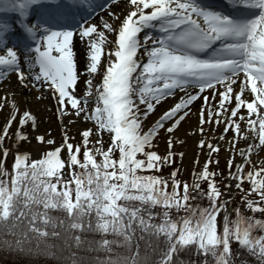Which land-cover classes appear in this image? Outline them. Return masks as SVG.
<instances>
[{"label":"snow or ice","instance_id":"snow-or-ice-1","mask_svg":"<svg viewBox=\"0 0 264 264\" xmlns=\"http://www.w3.org/2000/svg\"><path fill=\"white\" fill-rule=\"evenodd\" d=\"M97 12L105 13L100 27L91 22ZM74 35L85 47L79 71ZM0 49V81L15 74L23 89H36L35 99L50 95L64 129L57 144L54 137L38 131V117L22 94L6 90L0 96L4 158L10 151L5 138L12 135L9 130L15 122L14 183L22 181L29 168L33 176L63 177L68 172L75 177L64 181L69 204L73 183L79 195L87 196L90 192L83 185L98 182L101 175L109 199H114V193L120 195L118 189L129 182L136 187L167 185L164 176L133 173L173 163L171 146L177 142L173 130L200 99L199 123L192 131L200 134L198 145L208 151L202 168L194 170L193 181L197 192L201 181L207 182L203 194L211 210H205V227H215L219 237L218 217L223 212L222 230L228 236L232 181L244 192L241 199L248 209L264 213V160L259 162L261 167L252 165V153L264 149V0H0ZM95 78H100L98 83ZM168 97L173 98L170 107ZM158 105L159 113L145 130L142 121ZM65 116L71 117L67 123ZM81 119L94 122L100 139L90 140L93 128L87 127L80 132L81 143L71 142L69 125ZM205 125L214 133L222 126L215 139L223 140L230 153L223 190L216 180L222 173L209 168L212 153H219L221 145L206 135ZM162 130L168 134L165 156L154 150V139ZM104 133L110 137L107 147ZM33 140L50 145L35 159L18 147ZM240 143L244 146L238 148ZM117 151L118 157L113 155ZM236 155L241 159L233 168ZM245 165L252 166L245 170ZM77 168L93 171L77 175ZM176 173L174 168L169 177L179 192L182 181ZM117 176L125 183L109 185V178ZM245 180L250 182L246 190ZM187 185L183 182V187ZM252 193L259 201L250 198ZM3 203L0 190V206ZM235 211L239 213V207ZM253 223L259 228L264 217L238 218L237 235L264 245V234L256 233Z\"/></svg>","mask_w":264,"mask_h":264},{"label":"trees","instance_id":"trees-1","mask_svg":"<svg viewBox=\"0 0 264 264\" xmlns=\"http://www.w3.org/2000/svg\"><path fill=\"white\" fill-rule=\"evenodd\" d=\"M2 162L0 264H264V245L237 235L238 218H261L256 212L242 209L240 203L231 205L228 238H218V242L206 239L207 233L216 230L203 223L205 210H211L203 194L206 181L201 182L199 192L189 177H177L182 181L179 192L170 175L164 176L167 185L136 187L129 182L118 189L120 195L114 193V199H109L101 175L98 182L83 185L90 195H79L76 185H71L77 196L71 206L65 191L58 188L65 180L33 176L29 168L27 176L14 183V160L7 156ZM76 171L79 175L93 169ZM133 175L154 174L141 169ZM84 179L87 181L86 176ZM185 181L188 185L183 187ZM124 183L119 176L109 178V185ZM52 184L57 187H49ZM194 204L197 207L187 216ZM252 227L264 234V224L256 228L253 223ZM191 228L199 233L186 240L182 235Z\"/></svg>","mask_w":264,"mask_h":264},{"label":"rangeland","instance_id":"rangeland-1","mask_svg":"<svg viewBox=\"0 0 264 264\" xmlns=\"http://www.w3.org/2000/svg\"><path fill=\"white\" fill-rule=\"evenodd\" d=\"M92 22L97 23V19H93ZM98 27H100V26L98 25ZM0 52H2V50H0ZM99 79L100 78H95L94 79V83H98ZM159 109L160 108H159V105H158L157 110L154 113H149V116L146 117L142 121V124H144V126H145V130H147V127H150L151 124L154 122V120L156 118V115L159 113ZM56 116L59 119L58 114H56ZM53 118H55V116H53ZM86 122L91 123V126H89V127H92L93 128V132L95 133L94 122H92L90 120L86 121ZM81 131L82 130L79 129V130H77L75 132L69 133V136L73 137V139L71 141L73 144L81 143V140H82V137L80 135ZM174 131L175 130H173V133H174ZM9 132L12 135H10L9 137L5 138V146L9 147V149H10L9 154H8V157L10 159V158H12V156H15L14 153L17 150V146L14 144L15 123L13 124L12 128H10ZM62 132L63 131H61L60 138L58 139V141H59L58 143H60L62 141V139H63ZM173 133H172V135H173ZM89 139H90V137H89ZM95 139H100V137L97 136L96 133H95ZM103 139H104L105 147H107V145L110 143V137L107 135V133L103 134ZM154 144H155L154 150L157 151L158 154L163 155V156L167 155V152L169 150L168 134L164 133L163 130H162L160 132V134L154 139ZM89 146L91 147L92 145L90 144ZM18 147H19L20 150L29 151L30 154H31V158H33V159L37 158V157H35L36 156L35 155V146L33 144V141L31 143L21 142ZM47 147H50V145H42L41 153L43 151H45L47 149ZM171 151L174 153L173 158H172L173 159V163L172 164L161 165L160 168L152 169V171L154 173H156V174L166 175V174H170L171 170H173L175 168L177 170V173H176L177 177L182 179V178H185L186 176H190V178L192 180L194 178V170L195 171H199L202 168V166H203L204 160L199 159L197 161V158L194 159L190 155L188 156L186 154V152L184 151V149L180 148V146H176L174 143L171 146ZM259 152L260 151H257V153H259ZM180 153H183V155L181 156ZM263 153H259V154H263ZM64 154H66V152L62 151V155H64ZM2 155H3L2 152H0V160H1V156ZM113 155L117 156L118 155V151L113 153ZM229 155L230 154L225 155L221 150H219V153L213 152L212 153L213 163H211L209 165L210 169H215L218 173H222V175H217L216 176L217 183H218V185L221 186L222 190H223V185L228 183L227 173L229 171V165H228V157H229ZM82 157H83V145H81V158ZM13 159H14V157H13ZM100 159H101V157L99 155H97V160H100ZM238 159H239V155H236L234 160H233V168L235 166V163L238 161ZM217 160H218V163L216 162ZM252 165H255L256 167H261L260 164L257 165L256 162H254L253 160H252ZM252 165H245V170H247V168L251 167ZM57 177H59V176H57ZM61 178L64 179V180H69L70 179V175H69L68 172H65L64 176L61 177ZM60 187L64 188L65 185L64 186L61 185ZM249 187H250V182L245 180L243 182V188L246 190ZM0 190H2V186L1 185H0ZM228 191L233 194V199H232V201L230 202V205H229L230 214L231 213L233 214V209H232L231 205H233L234 203H240L242 209H245L248 213H250V209H248L246 203L241 199V196L244 195V192H242L241 189L237 188L235 185L231 189H228ZM245 195L246 196L248 195L247 192H245ZM250 198L252 200L256 199L257 201H259V199H260L259 196L256 195L255 193H252ZM74 203H75V195L72 192L70 205H73ZM261 203H264V198H261ZM257 214H258V216L264 215V213H261L259 211H257ZM222 216H223V212H221V214L219 216V219H218V222L221 223V226H222ZM218 231H220L219 237H217V235H216V233H217V229H216L214 231H211L210 233H207V235H205L206 239L211 240V241H215L216 240V242H218L219 239H221V240L223 239V241H224V239L228 238V236H224L222 228L218 229ZM198 233L195 232V230L191 228V229H187L183 233L182 236L186 240H190V239H193L196 235H198ZM201 233L204 234L205 232H201Z\"/></svg>","mask_w":264,"mask_h":264},{"label":"bare ground","instance_id":"bare-ground-1","mask_svg":"<svg viewBox=\"0 0 264 264\" xmlns=\"http://www.w3.org/2000/svg\"><path fill=\"white\" fill-rule=\"evenodd\" d=\"M116 11H119V9H115ZM104 13L99 14V17L97 18V24L99 26H102L100 17ZM105 15V14H104ZM103 15V16H104ZM73 44L76 52V59L78 64V71L79 68L84 63V55H85V47L84 44L81 42L80 37L78 35H75L73 37ZM12 92L17 91L18 94H22L23 97L29 101V107L34 110V113L38 117V131L41 133H44L46 136H52L55 138V141L58 143V139L60 138L61 131H63V124L61 123L60 118L58 119L56 116V106L55 101L53 98L45 93V95L41 99H35L34 96L37 94L35 88L30 89H23L17 82L15 74H11L8 76L6 80H3L0 83V96L4 94L5 91ZM168 100V104L166 106H171L173 103V98H166ZM203 103L202 100L198 99L195 101L194 106L192 107V112L189 114L188 117L185 118L184 121L181 122L180 125H178L177 129H175L173 136L176 138L177 142H174L176 146H180V148L184 149L186 154L191 156L192 158L196 159L199 157L201 160H205L207 158V147L201 148L198 145V141L201 138L200 134L198 132H193L192 129L195 128L199 123V117H198V109L200 107V104ZM164 102H161V105H163ZM159 105V108L161 107ZM55 116V118H53ZM71 119L70 116L64 117V123H67L68 120ZM3 122V113L0 112V124ZM15 123V122H14ZM91 126V123L86 122L85 120L81 119L77 121L73 125H69V133L75 132L77 130H83L84 128H87ZM207 131L206 135L208 137L213 138V143L219 142L221 145L220 150L225 154H230L226 149L227 145L223 140L217 141L215 139V134L222 130V126L217 127L215 130V133L213 132L212 127L205 125ZM36 133H32V135H35ZM227 135H232L231 130ZM95 138V133L93 132L92 136H90V139ZM33 144L35 146V157H38L41 154L42 151V145L37 143L35 140H33ZM182 146V147H181ZM243 143H240L237 145V147H243ZM259 153H263L264 149L259 150ZM193 152V153H192ZM192 153V154H191ZM257 151H254L252 153V160L256 162V164H260V160H264V153L259 154ZM263 158V159H262ZM240 156L238 161L240 160ZM235 181H232V187H234ZM231 187V188H232ZM230 188V189H231Z\"/></svg>","mask_w":264,"mask_h":264}]
</instances>
